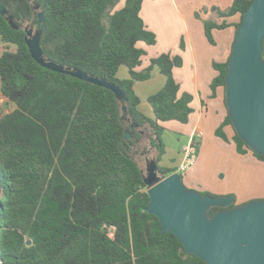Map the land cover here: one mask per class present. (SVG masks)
Here are the masks:
<instances>
[{
  "label": "trees",
  "instance_id": "trees-1",
  "mask_svg": "<svg viewBox=\"0 0 264 264\" xmlns=\"http://www.w3.org/2000/svg\"><path fill=\"white\" fill-rule=\"evenodd\" d=\"M44 10L46 29L41 46L52 60L76 66L118 84L128 96L132 117L150 123L157 133L158 162L165 153L160 121L188 122L192 95L179 94L174 68L178 55L162 53L137 70L146 54L137 46L154 45L156 34L140 15L143 0H36ZM18 20H31L29 0H0ZM252 0H234L221 16L243 14ZM38 27L41 24L36 16ZM228 24L205 21L206 36ZM0 94L14 109H0V264H207L188 253L172 232H162L159 218L145 210L147 185L133 158L142 137L125 124L115 93L103 86L41 66L31 55L25 32L14 29L0 14ZM264 58V39L263 55ZM230 58L214 63L212 95L225 90ZM129 77L119 79L120 66ZM157 68L164 86L148 96L155 119L139 109L134 84L150 79ZM231 125L230 138L225 127ZM216 135L233 141L240 154L253 151L237 134L229 112ZM159 165V163H158ZM169 175L177 168L159 165ZM183 178V174L180 173ZM202 195H213L202 191ZM235 204L231 205L233 207ZM212 207L210 217L221 210ZM28 240L31 241L28 244Z\"/></svg>",
  "mask_w": 264,
  "mask_h": 264
},
{
  "label": "water",
  "instance_id": "water-1",
  "mask_svg": "<svg viewBox=\"0 0 264 264\" xmlns=\"http://www.w3.org/2000/svg\"><path fill=\"white\" fill-rule=\"evenodd\" d=\"M34 14L31 20H18L2 3L0 14L14 29L25 32V41L32 57L43 67L77 77L112 90L120 106V116L125 124V139L132 137L130 127L141 134L133 147L139 146L146 131L153 137L147 139L142 155L145 166L138 163L150 204L145 210L155 214L162 232H172L181 241L186 252L197 255L207 264H264V198L234 205L235 196L202 195L189 188L178 171L169 175L158 165L159 143L157 133L150 123L141 126L130 114L128 96L118 84L101 76L65 65L49 58L42 46L46 29L44 10L36 0H29ZM36 16L41 24L38 27ZM264 0H252L243 14L233 43L226 75V104L233 126L248 146L264 156ZM153 152L150 156L148 151ZM4 188L0 183V211L3 207ZM212 207L222 208L212 217ZM31 243L30 240L27 241Z\"/></svg>",
  "mask_w": 264,
  "mask_h": 264
},
{
  "label": "crops",
  "instance_id": "crops-1",
  "mask_svg": "<svg viewBox=\"0 0 264 264\" xmlns=\"http://www.w3.org/2000/svg\"><path fill=\"white\" fill-rule=\"evenodd\" d=\"M233 1L234 0H143L140 15L146 27L157 34V41L154 45L146 44L147 46L140 47L146 51V54L142 57V63L137 70H143L149 64L148 61L143 62L146 57L151 60L163 52H168L172 55H181L183 57L182 65L174 68V76L180 84L179 94L181 95L183 92H189L192 95L191 106L193 112V104L195 105V103L198 104L199 110L189 140L195 137V130L200 126H202V130L211 129L213 121L215 123L212 130L215 129L216 131L217 127L222 123L228 113L224 102V88L218 87L216 96L211 97V82L218 74V70L214 67V63L226 62L232 54L233 43L236 37L235 23L239 22L240 14L221 16L218 12L227 10L232 5ZM206 20H212L218 24H222L223 22L228 24L224 28H214L212 30L213 42L206 36ZM155 70L158 73L159 70L157 68H155L154 71ZM147 80L143 81L147 82ZM142 83L144 82L137 81L134 84L135 91L140 98L138 107L148 118L155 119L153 109L148 103L147 98L165 84L164 80L160 78L152 85L148 84L149 82H147V84ZM225 131L230 138L234 134L231 125H227ZM194 141L197 144V148L198 146L200 147V144H198L195 139ZM221 143V146H225L226 143H231L234 150L237 151L233 141H224L222 139ZM185 146L186 145L182 148L183 158L180 164L184 159L183 149ZM246 154L252 156L255 161L257 160L259 165L264 166V161L259 160L251 151ZM246 154H243V156ZM160 165L171 167L166 163ZM196 165L197 164L194 163L189 168L190 172H193L195 175H197L195 170L198 168ZM174 168H177L178 171L179 166H175ZM204 168H206L205 165ZM204 168L202 169V176L207 179H198L193 175H187V173L183 175L185 180L187 179L189 185L185 184L189 188L198 190L197 187H201L202 190L216 195L234 194L236 197L235 205L243 204L254 198H264V183H262V186L260 183L253 185L251 190L248 192L246 191L247 194L244 193L242 185L235 184V180L238 179L242 181V178H244V176L241 175L243 171L236 170V172L240 174L239 176L231 174V178L235 179L234 184H231V181L227 180L223 171L217 172L219 179L223 181H216V176L209 170L208 172L204 171Z\"/></svg>",
  "mask_w": 264,
  "mask_h": 264
},
{
  "label": "rangeland",
  "instance_id": "rangeland-1",
  "mask_svg": "<svg viewBox=\"0 0 264 264\" xmlns=\"http://www.w3.org/2000/svg\"><path fill=\"white\" fill-rule=\"evenodd\" d=\"M124 3L125 0H120L115 6V9H119L124 5ZM137 46L142 47L147 45L144 42L140 41L137 44ZM3 48H4L3 46H0V52L3 50ZM163 53H168V52H163ZM178 56H180L183 61V57L181 55ZM147 61L148 63H150L148 57H146L143 62H147ZM117 77L119 79H126L129 77L127 66L125 65L120 66L117 72ZM160 78H163L165 83V77L159 71L157 73L156 70L155 71L153 70L152 77L150 80H147V82H149L148 84L152 85L155 84ZM141 82H144L142 84H147L146 81H141ZM163 86H161L154 93H157ZM193 106H194V112L190 114L189 120L186 123L177 120L160 121V124L163 127L161 139L165 146V153L162 156L161 159L162 161L160 160L158 163L160 164L166 163L171 167L180 166V162L183 158V152H182L183 146L184 145L187 146L191 141L195 139L198 142V144H200L201 147L200 148L198 146L196 153L195 163L197 164L196 166L198 168L195 170V172L197 173V175H195L193 172H190V169L184 172L183 175L187 173V175L188 174H190V176L193 175L198 179H207L206 177L202 176L203 174L202 169L204 168L205 165L206 168H204V171L206 172H208V170L211 171L212 174L216 176V181L219 180L223 181L219 179L217 174V172L223 171L227 180L231 181V184H234V180H235L231 178V174H235V176H239L240 174H238L236 170L241 172L243 171L241 175L244 176V178H242V181L238 179L235 180V184L240 186L242 185L243 186L242 189L244 190L245 194H247V192L251 190L253 188V185L255 184L260 183V185L262 186V183H264V166L259 165L258 161L257 160L255 161V159L250 155L246 154L243 156V154L241 155L240 153L239 154L236 153L237 151L234 150V147L231 143H226L225 146L224 145L221 146L220 143L222 142V138L216 135L215 129L212 130L215 123L214 121L212 128L209 130L208 129L202 130V126L197 128L195 130V137L189 140L199 111L198 104L195 103V105L193 104ZM0 107L2 108V112H8L14 109V105L11 102L7 101L1 94H0ZM148 137L149 138L153 137V133L151 131H146L145 137L144 139H142L141 144L134 148L135 151L134 157L137 159L138 162H140V164L143 167L145 166V157L142 155V152L145 148H149L148 147L149 145L148 146L146 145V141ZM152 152H150L149 150L147 155L150 156ZM183 180L184 183L189 185L187 179L185 180L184 176H183ZM197 188L198 191L200 192L206 191V190H202L201 187H197Z\"/></svg>",
  "mask_w": 264,
  "mask_h": 264
},
{
  "label": "built area",
  "instance_id": "built-area-1",
  "mask_svg": "<svg viewBox=\"0 0 264 264\" xmlns=\"http://www.w3.org/2000/svg\"><path fill=\"white\" fill-rule=\"evenodd\" d=\"M196 153H197V144L193 140L187 146L184 147V159L179 166L178 169L179 173L186 172L190 168V166H192L195 163Z\"/></svg>",
  "mask_w": 264,
  "mask_h": 264
}]
</instances>
